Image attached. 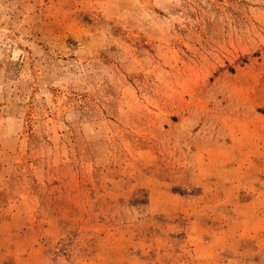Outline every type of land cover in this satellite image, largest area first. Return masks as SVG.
<instances>
[{
    "label": "rangeland",
    "instance_id": "1",
    "mask_svg": "<svg viewBox=\"0 0 264 264\" xmlns=\"http://www.w3.org/2000/svg\"><path fill=\"white\" fill-rule=\"evenodd\" d=\"M0 264H264V0H0Z\"/></svg>",
    "mask_w": 264,
    "mask_h": 264
}]
</instances>
